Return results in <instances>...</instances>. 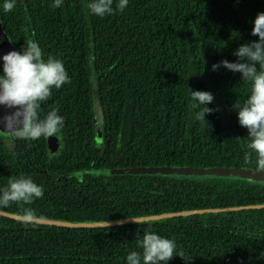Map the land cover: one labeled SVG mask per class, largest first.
Wrapping results in <instances>:
<instances>
[{
	"label": "trees",
	"instance_id": "trees-1",
	"mask_svg": "<svg viewBox=\"0 0 264 264\" xmlns=\"http://www.w3.org/2000/svg\"><path fill=\"white\" fill-rule=\"evenodd\" d=\"M3 2L0 20L17 51L37 42L45 59L63 61L70 82L54 88L39 110L43 117L56 108L64 118L62 152L51 156L41 137L18 143L12 157L0 135V189L23 175L44 192L31 204L0 210L84 222L264 204V184L238 178L98 172L255 168L254 155L245 162L248 131L233 108L249 84L238 72L212 66L236 62L242 44L258 41L251 32L264 0H129L123 12L103 18L90 13V0H63L58 8L54 0H15L10 12ZM191 90L214 96L206 121L196 118ZM145 229L174 239L188 259L175 256L168 264H264V208L80 229L0 215V264H126Z\"/></svg>",
	"mask_w": 264,
	"mask_h": 264
},
{
	"label": "clouds",
	"instance_id": "clouds-1",
	"mask_svg": "<svg viewBox=\"0 0 264 264\" xmlns=\"http://www.w3.org/2000/svg\"><path fill=\"white\" fill-rule=\"evenodd\" d=\"M128 2L116 0L114 8V0H90L87 8L91 14L103 18L116 10L123 12ZM62 3L63 0H54L52 6L58 8ZM2 7L5 12L12 11L15 0H4ZM251 35L258 37V41L242 44L233 53L238 57L236 62L223 60L212 68L215 71L223 66L229 71L238 72L241 80L249 84L246 99L242 104L236 100L233 108L237 112L239 125L248 131L249 152L245 153V162L251 163L254 155L256 170L264 172V12L256 15ZM0 61V106L14 109L0 117V124L5 131L29 140L57 135L64 126V118L58 114V109H51L43 117L39 110L41 104L50 98L54 88L59 89L70 82L63 61L51 55L45 59L39 44L32 40L25 42L20 51L13 50L4 54ZM191 99V107L200 108L196 118L206 121L205 114L214 111L207 107L214 100L213 94L191 90ZM43 194L42 186L30 177H10L7 186L0 189V207L31 204L42 198ZM21 219L32 222L35 213L24 209ZM137 247L139 251L133 250L127 254L126 264H168L175 256L188 260L182 251L177 252L174 239L162 237L147 229L138 238Z\"/></svg>",
	"mask_w": 264,
	"mask_h": 264
},
{
	"label": "water",
	"instance_id": "water-1",
	"mask_svg": "<svg viewBox=\"0 0 264 264\" xmlns=\"http://www.w3.org/2000/svg\"><path fill=\"white\" fill-rule=\"evenodd\" d=\"M17 51L15 45L11 41L10 36L5 31L2 22L0 20V57L4 54H7L9 51ZM2 63V61H1ZM101 111V107L97 99L94 102V110L96 112ZM14 109H8L3 106H0V117H3ZM96 132L99 138H102L103 135L99 129V125H96ZM16 138L12 133L5 131L2 124H0V135L8 138ZM58 141L53 137L48 138V148L51 154H55L59 151ZM100 174L115 176V175H134V176H177V177H211V178H238L245 180L250 184L259 185L264 184V172L257 171L255 168H244V167H191V166H160V167H137V168H115L109 170L98 171ZM263 209L264 204L244 206V207H234V208H225V209H205V210H193V211H183L178 213H165L160 215L152 216H143L137 218H128L120 220H110V221H65V220H55V219H45L38 218L29 223H35L38 225H48L64 228H105V227H116L129 224H140L145 222L160 221L165 219H170L173 217L181 216H192L196 214H210V213H220V212H229L233 210H243V209ZM0 215L11 218L17 221H23L21 215L8 213L6 211L0 210ZM137 220L140 223L134 221ZM24 222V221H23Z\"/></svg>",
	"mask_w": 264,
	"mask_h": 264
},
{
	"label": "flooded vegetation",
	"instance_id": "flooded-vegetation-1",
	"mask_svg": "<svg viewBox=\"0 0 264 264\" xmlns=\"http://www.w3.org/2000/svg\"><path fill=\"white\" fill-rule=\"evenodd\" d=\"M101 118L102 117H99L98 125H99V129H100L102 135L104 136V128H103V124L101 122L102 121ZM52 137L58 141L57 144H58V147H59V151L57 153H55V154H51V152L49 151V148H48V138L49 137L45 138V144H46V148H47L49 154L51 156H54V155H58L60 152H62V150L64 149V146H65V142H64V134L62 133V131H60L57 135L52 136ZM2 139H3V137H2ZM24 141H27L30 145L33 142V140L23 139V138H18V137L9 139L7 143L4 142V140H3L4 144L9 148L10 154H11L12 157H16V150H17L16 146H17V144L20 143V142L23 143Z\"/></svg>",
	"mask_w": 264,
	"mask_h": 264
},
{
	"label": "rangeland",
	"instance_id": "rangeland-1",
	"mask_svg": "<svg viewBox=\"0 0 264 264\" xmlns=\"http://www.w3.org/2000/svg\"><path fill=\"white\" fill-rule=\"evenodd\" d=\"M96 113H98V115H97V117H96V120H97V122H98V121H99V117H101V114H100V111H98V109H96ZM4 135H7V134H4ZM7 136H8V138L5 137V136H2L4 142H6V143L8 142L9 139L12 138V136H9V135H7ZM16 138H17V136H16ZM11 141H12V140H11Z\"/></svg>",
	"mask_w": 264,
	"mask_h": 264
}]
</instances>
